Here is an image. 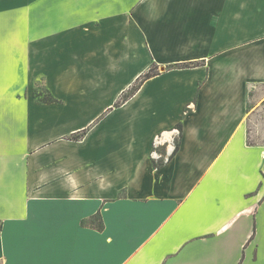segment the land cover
<instances>
[{
	"label": "crops",
	"instance_id": "0c3cea01",
	"mask_svg": "<svg viewBox=\"0 0 264 264\" xmlns=\"http://www.w3.org/2000/svg\"><path fill=\"white\" fill-rule=\"evenodd\" d=\"M263 86L264 0H0V264H264Z\"/></svg>",
	"mask_w": 264,
	"mask_h": 264
},
{
	"label": "rangeland",
	"instance_id": "374dc122",
	"mask_svg": "<svg viewBox=\"0 0 264 264\" xmlns=\"http://www.w3.org/2000/svg\"><path fill=\"white\" fill-rule=\"evenodd\" d=\"M248 107L247 128L249 141L251 143L264 141V86L262 88L258 87L255 92H251Z\"/></svg>",
	"mask_w": 264,
	"mask_h": 264
},
{
	"label": "trees",
	"instance_id": "16d2710c",
	"mask_svg": "<svg viewBox=\"0 0 264 264\" xmlns=\"http://www.w3.org/2000/svg\"><path fill=\"white\" fill-rule=\"evenodd\" d=\"M153 75H155V72L153 71V68H151L150 71H148L146 74H144V76L141 78V81L136 86L134 85V87L132 88V90L130 91L129 94H124L122 96V99L123 100L128 99L131 94H133V93H135L137 91V89L140 87V85L142 84L143 81H145L146 79L152 77ZM177 127L181 128V125L178 124ZM177 148H178V145H177L176 149Z\"/></svg>",
	"mask_w": 264,
	"mask_h": 264
}]
</instances>
